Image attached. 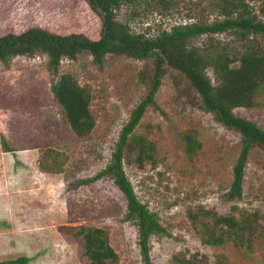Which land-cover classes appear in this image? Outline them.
<instances>
[{"label": "rangeland", "instance_id": "1", "mask_svg": "<svg viewBox=\"0 0 264 264\" xmlns=\"http://www.w3.org/2000/svg\"><path fill=\"white\" fill-rule=\"evenodd\" d=\"M71 1L0 0V36L41 25L62 34L84 32L96 37L98 19L82 9L84 3ZM157 1L125 2L117 10L119 19L132 22L140 31L151 26L152 34L177 24H212L224 19L221 8L215 6L222 0H172L175 6L164 13ZM68 2L76 5V20L59 7ZM250 6L264 23L261 2H250ZM133 11L143 15L129 19ZM143 17H148L144 24ZM213 37L231 42L242 52L235 33ZM257 38L264 45V35ZM206 40L204 35L193 45L203 47ZM154 69L152 59L118 54L107 55L102 67L90 53L75 60L64 58L58 71L46 55L0 60V132L15 150L5 152L0 142V261L26 256L29 264H86L79 243L66 231L85 225L109 233L120 264H143L138 228L125 221L127 202L113 179L105 177L90 185L79 182L94 178L110 163L131 113L149 93ZM63 74H72L92 92L97 124L85 137L72 130L52 93ZM208 74L216 83L211 70ZM156 104L132 135L155 145V166L138 167L130 158L125 160L127 177L139 200L158 215L167 231L150 240L153 263L176 264L175 256L198 255L201 260L207 258V264H264V148L251 151L243 198L231 201L227 192L242 148L241 134L217 122L202 107V99L187 78L170 67ZM234 113L264 128V88L253 106L239 107ZM187 133L202 143L192 159L186 153ZM47 149L64 154L61 173L40 168L39 159ZM234 207L261 217L262 233L249 250L205 244L188 217L195 209L238 216Z\"/></svg>", "mask_w": 264, "mask_h": 264}, {"label": "trees", "instance_id": "2", "mask_svg": "<svg viewBox=\"0 0 264 264\" xmlns=\"http://www.w3.org/2000/svg\"><path fill=\"white\" fill-rule=\"evenodd\" d=\"M75 1L84 3L86 8L82 9L98 19L100 28L94 30L98 31L96 37L84 32L62 34L47 26H32L22 33L10 32L0 36V60L5 62L18 55H46L55 71H58L64 58L75 60L84 53H90L99 67L104 65L109 54L154 61V76L149 93L131 113L110 163L94 178L79 182L80 185H90L105 177L113 179L127 202L125 221L138 228L143 264H154L150 240L154 235H166L167 231L161 225L158 215L139 200L127 177L125 160L130 158L138 167H144L145 164L154 167L156 147L147 138H132V135L147 110L157 106L156 96L168 68L178 71L197 91L202 99V107L213 113L217 122L241 134L242 148L234 167V178L227 197L231 201L243 198L249 156L255 147L264 148V128L237 116L234 110L253 106L257 95L264 88V45L257 38V35H264V23L250 6V2L260 1L261 13L264 15V0L218 1L215 6L221 8L224 19L212 24L199 21L177 24L169 30L162 28L157 34H152L151 26L140 31L137 27H132V22L119 19L117 10H120L121 5L135 0ZM71 2L59 4V7L75 19L76 5ZM156 4L161 13L175 6L172 0H158ZM100 8L105 10L106 18ZM161 13L160 17H163L164 14ZM140 15L143 14L133 11L128 18L136 19ZM140 19H143L144 24L148 17ZM226 32H233L239 37L242 52H238L231 42H222L213 37L215 34ZM204 35H207V40L203 47L193 45L194 41L201 40ZM209 70L212 71L216 83L208 74ZM52 93L63 109L72 130L79 137L91 134L97 123L92 111L93 96L90 89L82 86L72 74H63L53 84ZM184 139L186 153L192 159L201 149L202 143L191 133H187ZM0 142L5 152L15 151L1 132ZM63 157V153L47 149L39 159V166L47 173H61L64 166ZM234 210L239 211L236 207ZM188 215L203 242L210 246L232 244L249 250L254 238L262 233L261 217L257 213L239 211L238 216H222L204 209H195ZM66 231L79 243L82 259L86 264H120L119 254L105 229L83 225ZM173 259L176 264H207V258L201 260L198 255L190 258L178 255ZM29 263L30 259L26 256L0 261V264Z\"/></svg>", "mask_w": 264, "mask_h": 264}, {"label": "water", "instance_id": "3", "mask_svg": "<svg viewBox=\"0 0 264 264\" xmlns=\"http://www.w3.org/2000/svg\"><path fill=\"white\" fill-rule=\"evenodd\" d=\"M101 12L103 13L104 17L106 18V12L103 8H100Z\"/></svg>", "mask_w": 264, "mask_h": 264}]
</instances>
